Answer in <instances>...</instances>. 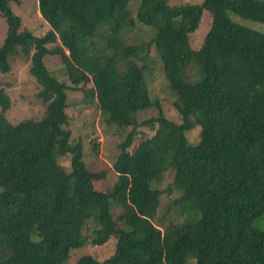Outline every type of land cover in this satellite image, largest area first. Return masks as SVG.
Returning a JSON list of instances; mask_svg holds the SVG:
<instances>
[{"label": "trees", "instance_id": "1", "mask_svg": "<svg viewBox=\"0 0 264 264\" xmlns=\"http://www.w3.org/2000/svg\"><path fill=\"white\" fill-rule=\"evenodd\" d=\"M130 1L38 0L51 28L36 35L12 8L19 0H0L8 27L0 74L13 57L29 59L45 104L40 118L12 122V99L0 88V264H64L85 242L87 220L96 224L93 244L117 235V249L103 261L84 255L74 264H264V230L254 226L264 214V33L231 18L264 24V0H141L135 16ZM206 13L209 31L193 47ZM138 23L154 28V37L128 43L123 33ZM152 47L180 122L151 97L139 62ZM50 56L72 85L49 69ZM70 89L96 102L109 124L131 126L108 191L95 189L104 174L87 167L82 140H73ZM154 106L159 116L139 122L138 112ZM141 125L155 133L130 150ZM198 125L192 145L187 133ZM170 168L174 181L162 189ZM166 190L179 192L170 204L182 218L197 217L156 225Z\"/></svg>", "mask_w": 264, "mask_h": 264}, {"label": "rangeland", "instance_id": "2", "mask_svg": "<svg viewBox=\"0 0 264 264\" xmlns=\"http://www.w3.org/2000/svg\"><path fill=\"white\" fill-rule=\"evenodd\" d=\"M203 0H170V4L200 3ZM141 0H131L128 8L135 16ZM38 0H19L14 2L12 8L15 13L22 18V26L31 30L36 35H44L50 30V25L43 18L39 11ZM231 18L248 28H252L264 33V24L251 19H243L231 14ZM211 17L204 14L199 28L191 35V44L198 47L209 31ZM8 27L6 19L0 13V45L2 44ZM155 34V29L138 23L134 28L128 29L123 33L128 43H143L150 41ZM68 51V50H67ZM49 69L59 76L60 80L72 85L66 75L61 71L62 65L55 56H50L46 60ZM144 67L145 79L148 84L151 97L159 100L164 115L175 122L182 120L179 112L175 108L173 101L176 98L163 69L162 60L152 47L139 62ZM92 85V84H89ZM4 87L12 99V106L7 112V117L12 122H17L26 118H40L44 114L45 104L42 102L38 93L41 89L36 79L30 73V60L21 55H17L11 60V69L7 73L0 74V88ZM89 99L80 89L68 90L67 112L70 118V129L73 140L81 139L84 144V160L87 167L93 172H101L104 177L93 181L94 187L99 191H108L117 180V173L113 171V164L120 152V143L131 131L130 127H120L106 122L99 106ZM160 113L156 106L138 112L139 122L158 117ZM157 125V124H156ZM201 127L198 125L188 131L187 137L192 145L199 140ZM156 129L147 125L137 128V134L130 150H134L139 142L146 136H151ZM96 147V148H95ZM62 164L69 166L67 158L62 160ZM174 181V171L170 168L164 173V178L160 184L162 189H168ZM179 195V192H167L162 195L158 211L154 222L164 228V223L169 219L173 220H194L197 216L192 215L181 217L178 207L171 205L170 200ZM120 208L112 202V213L116 214ZM197 215H199L196 212ZM184 220V221H185ZM255 227L264 230V214L258 218ZM96 224L93 220H87L83 233L85 242L83 245L71 249L64 264H74L80 257L91 255L100 261L113 256L117 249L118 237L111 235L103 244H93L92 237Z\"/></svg>", "mask_w": 264, "mask_h": 264}]
</instances>
